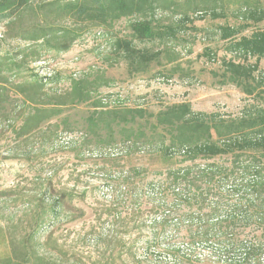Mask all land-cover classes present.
<instances>
[{
    "label": "trees",
    "instance_id": "trees-1",
    "mask_svg": "<svg viewBox=\"0 0 264 264\" xmlns=\"http://www.w3.org/2000/svg\"><path fill=\"white\" fill-rule=\"evenodd\" d=\"M160 5L159 0H0V24L7 37L30 47L68 51L87 29L139 15L131 25L132 38L117 39L114 50L130 71L145 72L162 52L141 48L135 39L172 42L190 19L183 13L179 23H155L152 15ZM246 20L264 21V9L250 10ZM242 31L220 27L229 50L242 59L224 60L223 65L230 80L253 95L264 91V30L251 35ZM30 47L14 57L0 53V124L16 141L56 146L59 133L72 130L65 109L90 102L98 87L80 78L72 79L69 89L52 92L47 85L59 81L58 73L34 72L23 81H9L28 57L40 59L39 49ZM103 108L96 104L85 119L80 153L122 142L128 154L168 166L155 173L149 165L135 166L134 175L109 180L115 185L109 191L118 192L115 199L95 212L88 231L72 236L68 230L64 240L59 234L63 224L87 218V211L75 205L76 200L86 201L87 192L57 193L54 171L46 186L51 197L37 199L33 209L32 232L20 241L10 233V249L0 264H264V103L230 118L194 111L188 102L157 113L142 107ZM118 197L126 215L114 208ZM47 224L51 229L43 238ZM89 244L97 248V257H82Z\"/></svg>",
    "mask_w": 264,
    "mask_h": 264
},
{
    "label": "rangeland",
    "instance_id": "rangeland-1",
    "mask_svg": "<svg viewBox=\"0 0 264 264\" xmlns=\"http://www.w3.org/2000/svg\"><path fill=\"white\" fill-rule=\"evenodd\" d=\"M159 4L163 6L152 15L155 23H179L183 13L188 14L191 22L183 21L185 28L172 42L135 39L141 48L162 52L159 60L145 72L130 71L124 58L114 50L117 39L132 38L131 25L139 15L123 17L108 27L87 29L68 51L46 50L32 44L30 47L27 41L7 37L5 25L0 24L2 55L14 57L28 47H36L41 53V61L28 57L22 69L10 76L9 81H23L34 72L40 76L58 73L59 81L47 85L52 92L55 88L65 91L70 88L72 79L80 78H89L98 87L90 102L65 109L63 115L69 116L68 126L72 130L60 132L56 146L33 139L24 143L16 141L7 126L0 124V258L8 255L10 233L20 241L32 232L33 209L37 199L45 197L48 201L51 197L52 192L46 191V186L54 171H57L53 180L57 193L67 190L78 196L87 192L86 201L75 202L77 207L87 211V218L63 224L59 234L64 240L68 230L72 231V236L81 229L88 231L96 218L95 212H102L103 204L115 199L118 192L109 191L115 187L109 180H117L127 172L134 175L135 166L149 165L152 173L168 166L162 161L145 158L143 154H128L122 142L80 153L79 141L85 133V119L95 110L96 104L104 106L103 109L142 107L157 113L168 105L188 102L194 111L230 118L264 103V91L247 95L230 80L223 61L242 59L229 50V42L222 39L220 32V27L225 25L243 30L241 35L264 30V21L246 20L250 10L264 9V0H159ZM214 13L221 17H215ZM250 61L256 59L250 58ZM260 68L264 70V58ZM152 173L150 178L155 176ZM123 205L124 200L118 197L114 208L126 215L127 207ZM146 208L149 210L150 206ZM50 229L51 225L47 224L41 230L43 238ZM82 251L84 258L98 255L93 244Z\"/></svg>",
    "mask_w": 264,
    "mask_h": 264
},
{
    "label": "crops",
    "instance_id": "crops-1",
    "mask_svg": "<svg viewBox=\"0 0 264 264\" xmlns=\"http://www.w3.org/2000/svg\"><path fill=\"white\" fill-rule=\"evenodd\" d=\"M6 239V238H5Z\"/></svg>",
    "mask_w": 264,
    "mask_h": 264
}]
</instances>
